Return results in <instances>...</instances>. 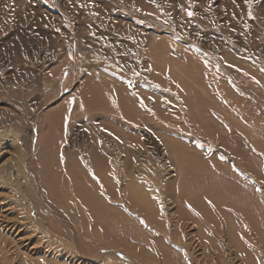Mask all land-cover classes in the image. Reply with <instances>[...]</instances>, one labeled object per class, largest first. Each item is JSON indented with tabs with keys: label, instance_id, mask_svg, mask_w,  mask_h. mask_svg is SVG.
Instances as JSON below:
<instances>
[{
	"label": "rangeland",
	"instance_id": "1",
	"mask_svg": "<svg viewBox=\"0 0 264 264\" xmlns=\"http://www.w3.org/2000/svg\"><path fill=\"white\" fill-rule=\"evenodd\" d=\"M62 100L49 153L87 156L101 138L130 159L154 208L126 205L117 183L114 195L146 237L123 228L94 244L80 229L76 243L80 214L53 215L36 157L46 158L45 113ZM125 100L142 116L127 119ZM5 134L0 264H163L155 239L175 264H264V0H0Z\"/></svg>",
	"mask_w": 264,
	"mask_h": 264
},
{
	"label": "bare ground",
	"instance_id": "2",
	"mask_svg": "<svg viewBox=\"0 0 264 264\" xmlns=\"http://www.w3.org/2000/svg\"><path fill=\"white\" fill-rule=\"evenodd\" d=\"M109 83L111 82H108V85H110ZM77 98V101L80 104V108L82 109L85 108L86 104L89 107L92 103V99L90 100V97L88 96H83V98L77 96ZM94 98L95 95L93 92V99ZM65 103L66 102L63 100L59 101L55 106L48 109L45 113L44 119L45 122H48V125L45 123V126L48 129L45 134L46 136L49 135V138L47 137L48 139H44L39 143H41L40 147H42L43 154L46 156V158L38 159V157H36L38 165V172L36 173V176L41 181L40 184H42V186L44 187V191H46L49 198L52 199L53 203H50V206L52 212L54 213L53 215H56L59 219L63 220V223H65L66 219L63 216V211L61 208L66 207L68 211L75 210L78 215L80 214L79 219L81 217L84 221L85 230H83V225H80L79 228L77 226H69L70 229L74 232L73 238L75 239L76 243H78V240L80 238V229L82 230V232H89L90 230V232L92 233L91 235H93V240H95L94 244L98 242L104 243V239H106L107 237L113 238L114 242H116V240L120 241L117 237V234L123 228H130L134 233L136 232L137 234L139 231L142 236L146 237L147 233L140 231L135 222H132L130 218L122 212L121 203L119 200H117L116 195H114L113 187H115V183H117L119 186H121V188H119V191L121 196L124 197L123 199L126 205L128 204L129 207L134 209L137 208L136 210L138 211L143 210L147 215L150 214V207L151 209L152 207L154 208V206H151V203L149 202V194L147 196V193L143 192L142 188H140L137 184V180L133 177V175H131L132 172H130L129 170L130 159L123 157L122 159L118 160L117 158L115 159L114 157H111L113 156V153L115 151H112V149L110 150V147L108 149V145L106 146V144L102 143L101 138L100 142L97 141L96 146H93L91 144L89 145L87 156H82L81 153H78L76 150L70 149H66L67 151L62 153L61 159L56 158L55 152L49 153V143L53 141L50 135H52V133H55V130L52 126L56 124L57 117L61 114ZM129 103L131 102L125 100L122 101L121 104V110L126 118L131 119V117L136 115H139L141 117L142 112L135 106L136 104L134 105V103ZM8 113L10 112L8 111L6 114H4L3 118L11 120L12 115H9ZM16 127V123L12 124L11 130L14 134L16 131ZM8 135L5 134V136H2L3 139L1 138V140H4L2 143L0 142V150H2V154L3 152H8L6 149L8 144H5V141H9ZM10 135L12 136L13 134ZM124 135L126 136V134ZM124 135L122 136V138L124 137ZM132 137L133 136L130 135L128 137H125L124 139L130 141V138ZM55 146L56 145L53 144L52 148L59 149L60 147L58 145L56 147ZM118 161H120V163L123 165V171L121 172L115 170ZM20 168V170L24 171L26 175H28L30 171L32 173L35 172L28 162L25 166L21 164ZM90 170H92V172L94 173L93 177L88 174ZM27 172L29 173L27 174ZM8 175L9 177H7V179L9 180L12 176H10V173ZM93 179H96L95 181L99 182L102 187L105 188L107 194H109L113 198L110 199V203H107L104 199L100 198L96 191L95 185L92 182ZM59 198L67 199L65 202V206L64 203L60 205L56 202L57 199L59 200ZM67 201H69L68 204ZM126 205L124 207H126ZM83 214L85 215L87 222L83 219ZM147 217L150 219L149 216ZM98 227L101 228L100 233L97 230L99 229ZM94 237H96V239ZM155 240L159 244H161L160 248L162 249L160 251L163 259L162 263L175 264L172 260H177L179 256L177 254L174 255V253H171L172 256H170V251L164 248L166 245L162 244L158 239ZM173 242L177 243L178 241H176V239H173ZM236 244L238 245L237 247L240 248V250L241 248H243L239 242Z\"/></svg>",
	"mask_w": 264,
	"mask_h": 264
}]
</instances>
